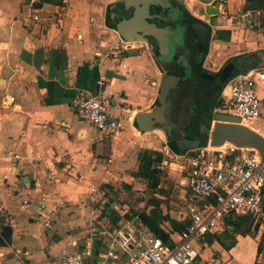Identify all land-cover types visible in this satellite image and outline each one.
<instances>
[{
  "label": "crops",
  "instance_id": "obj_1",
  "mask_svg": "<svg viewBox=\"0 0 264 264\" xmlns=\"http://www.w3.org/2000/svg\"><path fill=\"white\" fill-rule=\"evenodd\" d=\"M114 1L0 0V264L43 263L55 258L62 247H71L73 240L80 247L89 242L95 252L106 248L109 238L97 229L110 220L108 208L116 201L117 188L141 178L132 175L139 148L162 151L167 141L158 128L143 131L134 124L137 111L154 106L164 72L179 75L168 92L166 122L175 120L179 129L187 123H199L201 128L202 123L211 125L220 88L237 72L264 64V8H250L263 12L252 24L236 17L247 0H228L217 16H202L212 32L202 63L185 45L187 30L198 38L180 6L173 3L165 7L170 11L165 18L159 11L154 17L160 25L176 26L164 52H159L156 42L152 48L156 58L139 42L133 46L140 47L137 53L123 48L111 51L118 35L106 10L107 14L113 10ZM186 11L201 18L188 7ZM87 92L108 96L115 110L130 114L122 135H103L71 108V98ZM257 93L264 101V80L257 81ZM210 104L206 119L201 110ZM260 111L252 127L264 135V105ZM178 114L189 120L174 119ZM13 152L20 154L15 167ZM168 165L179 173L185 205L173 210L175 214L161 203L162 209L169 218L189 219L187 204L199 202L186 186L185 170L169 160ZM92 186L103 189V195L92 192ZM58 198L65 203L45 226L37 214L40 208L51 210ZM164 223L171 227L168 220ZM263 232L264 225H257L251 233L237 234L229 249L222 244L231 238L210 236L205 250L210 255L198 262L264 264L263 242L257 248Z\"/></svg>",
  "mask_w": 264,
  "mask_h": 264
},
{
  "label": "built area",
  "instance_id": "obj_2",
  "mask_svg": "<svg viewBox=\"0 0 264 264\" xmlns=\"http://www.w3.org/2000/svg\"><path fill=\"white\" fill-rule=\"evenodd\" d=\"M218 1L220 9L228 2ZM262 13L258 9L243 8L236 17L252 24L253 19ZM135 43L118 37L109 49H127ZM121 74L124 75L125 70ZM258 80H264V64L234 74L220 88L212 107V118L216 112L232 113L239 116L243 124L252 127L264 105L257 93ZM8 99L12 100L13 96ZM69 103L78 115L109 137L122 135L126 120L131 117L129 113L115 110L104 94L87 92L72 97ZM162 152L168 159L162 160L158 166L168 164L169 160L170 165L183 168L191 196L213 198L205 204L192 200L187 204L189 219L185 227L176 232L177 238L169 233V241L163 240L139 212L126 216L129 211L126 204L119 202L117 205L113 201L111 205L119 215L118 221L112 224L107 220L97 229L98 234L109 238L105 249L95 252L89 242L80 247V242L73 240L71 247H62L55 258L39 264H194L198 261L200 249L197 242L206 241L210 233L222 229L230 214H249L254 223L264 225V157L261 158L256 150L230 141L212 145L208 137L205 143L180 151L164 141ZM11 158L15 167L20 154L13 152ZM90 190L101 195L104 193L103 189L94 186ZM53 203L51 210L40 208L37 214V220L45 226H50L52 213L65 203V199L58 198Z\"/></svg>",
  "mask_w": 264,
  "mask_h": 264
},
{
  "label": "water",
  "instance_id": "obj_3",
  "mask_svg": "<svg viewBox=\"0 0 264 264\" xmlns=\"http://www.w3.org/2000/svg\"><path fill=\"white\" fill-rule=\"evenodd\" d=\"M179 3L184 0H177ZM186 1V0H185ZM120 3L121 9H130V14L127 17H122L114 23V30L118 37L126 40H131L141 43V46L147 48L148 52L156 55L153 52L154 40L158 46L160 53L167 49L171 38L175 32L176 26L168 27L160 25L156 22L154 17L159 16V13L150 12L149 6L168 7L172 5L171 0H115L110 5L113 10L110 11V17L118 16L117 3ZM186 5V2H185ZM187 7V5H186ZM194 11L200 16H217L220 14V6L218 0H196L193 4ZM153 18V19H152ZM200 19V18H199ZM190 30H193L198 40L204 43L206 40V24L203 21H190L187 24ZM208 44L206 43V48ZM138 47H129V52L137 53ZM179 75L177 73L167 71L164 72L158 80V94L156 102L150 109L144 108L136 112L134 115V124L143 131L152 130L153 128H160L165 138L167 139V132L163 126L166 122L164 112L167 108L168 92L174 87ZM212 110V109H211ZM212 112V111H211ZM213 123L206 126L202 123L200 132L206 134L210 138L212 145H220L225 141H230L239 146H246L256 150L261 158L264 157V135L253 127L243 124L240 117L227 112H216L213 115ZM158 124V126H156ZM202 127L205 129L202 130ZM200 144V138L179 136L175 140L169 141V145H174L176 150H186L197 147Z\"/></svg>",
  "mask_w": 264,
  "mask_h": 264
},
{
  "label": "trees",
  "instance_id": "obj_4",
  "mask_svg": "<svg viewBox=\"0 0 264 264\" xmlns=\"http://www.w3.org/2000/svg\"><path fill=\"white\" fill-rule=\"evenodd\" d=\"M36 5H40V2H37ZM245 8H264V0H247L245 3ZM190 18H194L193 15L189 14ZM118 20V19H117ZM107 21L109 25L114 27V23L116 20L110 17L107 14ZM207 140V135L203 134L200 138V144L205 143ZM174 150V145L172 146ZM180 151V150H178ZM138 158V166L136 170L132 171V175L135 177H141L145 179L146 184L149 188L152 189L153 195L150 196L148 200V207L140 209V210H130L126 213V216H129L131 213L139 212L142 219L160 236L163 240L169 241V231L163 228L162 223L165 220H168L171 224L172 231H179L185 227L188 222V219L185 218L183 220L169 218L167 214L163 211L161 203L162 200L159 198L158 194L161 191L160 180H161V168L158 166L162 160L166 159L163 155V152L157 148L150 147H141L137 152ZM155 195V196H154ZM107 199L103 202V210L102 213H106L107 205L109 203ZM213 200L212 197L198 198L197 201L199 204H205L211 202ZM114 211V210H113ZM110 218V222L112 224H116L119 219V215L117 213H113L110 211L107 213ZM229 234L231 235V241L229 243H223V247L229 249L235 242V237L237 234H248L254 231L257 228L258 223H254L252 217L249 214H241V215H232L230 214L225 218ZM264 235V232L261 234V237ZM213 236V233H210L209 237ZM261 240L258 244V249H260ZM194 264H199V262H195ZM254 264H263L255 261Z\"/></svg>",
  "mask_w": 264,
  "mask_h": 264
},
{
  "label": "rangeland",
  "instance_id": "obj_5",
  "mask_svg": "<svg viewBox=\"0 0 264 264\" xmlns=\"http://www.w3.org/2000/svg\"><path fill=\"white\" fill-rule=\"evenodd\" d=\"M185 2H186L187 7L191 9L192 11H194L193 4L196 2V0H186ZM107 12L108 11L106 10V15H107ZM181 116L182 115L180 114H178V116L175 115L174 119H177V118H179V120H183V118L184 120L188 119L187 117H183V116L181 117ZM178 123L182 124V122H178ZM160 168L162 172H161V180H160L161 191L159 192V194L162 193L161 194L162 196L160 197L159 194L158 196L162 200L163 208H166L167 206L170 210H172V213L175 214L173 210L175 211L179 210L181 207L185 205L184 197L182 196L183 189H182V186L178 182L179 173L177 170L173 169L168 164H164ZM116 192H117L116 195L113 196L114 199H116V204L119 202L124 203L129 208V210L130 208L131 210H140V209L148 207L149 205L148 200L150 199V196L153 195L152 189L147 186L146 181L143 178L132 179L129 186H119ZM117 199H119V201ZM113 210H115V208L112 205L109 206L108 212L111 211L113 214L114 213ZM163 226L166 230L171 231V227L169 226L168 223L167 224L164 223ZM171 233L173 237L177 238V233L175 231H171ZM214 238L215 239L231 238V235L229 234V231L227 228L226 229L222 228L214 233ZM260 240H261V243L263 242V245H264V235L262 237L260 236ZM207 243H208L207 240L202 241V242H197L199 246H203L202 247L203 250L201 251L200 249L199 255H198V259H201V261L203 262L207 261L205 259H208V256L210 255L206 253ZM214 252H215L214 250L211 251L212 254Z\"/></svg>",
  "mask_w": 264,
  "mask_h": 264
},
{
  "label": "flooded vegetation",
  "instance_id": "obj_6",
  "mask_svg": "<svg viewBox=\"0 0 264 264\" xmlns=\"http://www.w3.org/2000/svg\"><path fill=\"white\" fill-rule=\"evenodd\" d=\"M173 4H175L176 6H180V8L182 9L183 13L185 14V21L188 24L190 21L196 20V21H203L206 24V40L203 42L196 40L193 38L192 32H190L189 30H187V37L185 39V45H188L190 50H192V54L194 59L196 60V62L202 63L201 61H203L204 58V52L206 50V43L208 42V40L210 39V37L212 36V32L211 29H209V23L207 22V20L203 17H201L200 19L197 18H190V15L187 14L186 11V5H185V0L184 2L182 1L181 3H179L177 0H171ZM118 8V7H117ZM150 12H155L159 11V13H161V16L163 18H165L166 14H169L170 11L168 10V8H161V7H157L156 6H149ZM118 16H116V18H113L114 20L120 19L122 17H127L130 14V9H126L123 10L121 9V7L118 8ZM156 22L159 24L160 20H156ZM179 28V27H178ZM152 45L154 46L155 41L152 40L151 41ZM217 92V91H216ZM216 94V93H215ZM211 101V99L209 100ZM210 103V102H209ZM209 106H206V108H204L203 110H201V114L203 115V117H205L207 119L208 113H209ZM189 117V115H188ZM175 122V120H174ZM174 122L171 120V122H166L163 124V126L166 129V134H167V142L169 144V141L171 140H175L176 138H178L179 136H186V137H193L196 136L198 138L202 137V133L200 132V124H193V123H187L186 125H184L183 129H179V127L174 126ZM176 123V122H175ZM183 130V131H182ZM176 132V133H174Z\"/></svg>",
  "mask_w": 264,
  "mask_h": 264
},
{
  "label": "bare ground",
  "instance_id": "obj_7",
  "mask_svg": "<svg viewBox=\"0 0 264 264\" xmlns=\"http://www.w3.org/2000/svg\"><path fill=\"white\" fill-rule=\"evenodd\" d=\"M158 130H161L160 128H158ZM162 131V130H161ZM163 132V131H162Z\"/></svg>",
  "mask_w": 264,
  "mask_h": 264
}]
</instances>
